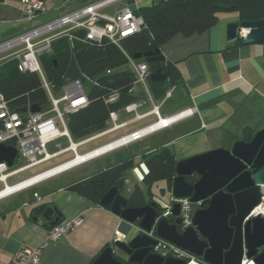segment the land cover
Masks as SVG:
<instances>
[{
	"label": "crops",
	"instance_id": "1",
	"mask_svg": "<svg viewBox=\"0 0 264 264\" xmlns=\"http://www.w3.org/2000/svg\"><path fill=\"white\" fill-rule=\"evenodd\" d=\"M99 1L101 0H49L47 11L39 15L35 22L30 23L21 14L20 0H2L0 2V43L43 22ZM160 1L163 0H119L105 6L99 12L113 16L124 8L135 12ZM234 21H238L236 14H221L217 24L208 31L190 37L175 35L163 44L160 48L161 54L165 61L174 65L181 77V82L169 89L170 97L164 96L162 100L153 97L147 83L148 93L143 87L147 100L143 99L145 104L137 110V114L144 117L136 119L135 113H131L133 114L131 118L121 120L122 113L125 112L120 111L118 122H125L126 125L90 141H86L88 138L82 140L86 141L83 144L85 145L105 137L115 136L81 154L155 123L158 118L148 114L153 106L159 105L160 120H167L186 110H192V114L140 140L117 146L76 167L100 161L96 165V171L86 173L89 175L63 182L56 181L58 177L69 172L67 171L43 180L24 191L0 199V264H13L12 256L15 252L21 248L39 247L46 241L48 230L53 225L78 216L82 217V224L57 242L49 243L40 255L39 264H91L105 247L113 244L116 231L124 234L127 241L137 235L138 228L137 225L129 224L114 215L110 209L95 205L79 195L70 188L73 184L117 162L133 158L134 167L126 173L124 188L120 193L127 199L136 185L143 191L146 189L147 192V188L141 184L145 171L143 156H148L161 147H167L176 160L181 161L177 158L176 150H183L185 152L183 156L187 159L217 148L230 149L233 143L239 140L246 127L256 131L264 128L262 122L264 119V45H236L235 40L227 41L226 25ZM9 54L0 55V65L8 60L5 57ZM174 97H177L179 101L166 106L167 101ZM139 99L142 100V98ZM245 119L255 125L242 127L239 134L235 136L238 125ZM106 128H108L107 125ZM168 132L170 133L163 140H151L161 133ZM136 143L142 145L137 151V154L141 155L135 156L128 153L127 157H121L123 155L119 154L112 159L108 157ZM133 183V188L130 189ZM40 185L43 186L37 188ZM125 190L128 196L123 195ZM162 193L167 194V202L160 203V200L151 193L153 200L162 206L173 204L174 198L171 196V191L167 189V183ZM35 194L37 197H34ZM38 206H43L40 212L35 211ZM46 208L55 210L50 220L42 216ZM55 219L58 222L53 223Z\"/></svg>",
	"mask_w": 264,
	"mask_h": 264
},
{
	"label": "trees",
	"instance_id": "2",
	"mask_svg": "<svg viewBox=\"0 0 264 264\" xmlns=\"http://www.w3.org/2000/svg\"><path fill=\"white\" fill-rule=\"evenodd\" d=\"M134 13L143 19L144 25L138 33L122 39L120 47L107 39H102L100 43H90L78 40L69 42L67 38H59L51 43L50 53L39 56L46 81L56 89L69 80L90 79L94 82L87 92L88 104L68 116L67 129L75 143L105 130L111 112L121 111L141 100L132 92L133 73L120 70L127 65V56L160 50L175 35L190 37L202 34L217 24L221 14H236L238 22L264 21V0H163ZM76 35L83 36L85 33L78 32ZM242 40L238 36L236 45H241ZM107 70L114 71L106 74ZM158 70L165 76V80L151 82L148 76L147 83L152 96L162 100L171 87L181 82V77L174 65L165 60L148 64L149 74ZM0 92L9 108L18 113L34 105L43 110L49 103L40 76L32 72H19L14 60L0 65ZM112 94L117 95L116 100L107 103L106 100ZM255 132V129L246 127L239 140L248 142ZM143 157L145 171L141 184L147 188V192L144 193L136 185L127 198V207L149 204L153 200L149 189L159 181H165L170 191L171 181L176 176L178 161L169 148L161 147ZM133 167V158L122 160L70 188L98 205L101 197L112 187L122 192L126 173ZM187 180L193 183L197 177H189ZM191 207L192 210L196 209L195 205ZM42 208L38 206L35 211L40 212ZM167 219L172 221L170 216Z\"/></svg>",
	"mask_w": 264,
	"mask_h": 264
},
{
	"label": "water",
	"instance_id": "3",
	"mask_svg": "<svg viewBox=\"0 0 264 264\" xmlns=\"http://www.w3.org/2000/svg\"><path fill=\"white\" fill-rule=\"evenodd\" d=\"M238 36L243 38V45H264V21L227 23L226 40L234 41ZM132 59H144L147 64L165 60L160 50L135 54ZM149 80L159 82L165 76L158 70L149 74ZM28 110L37 113L40 108L34 105ZM16 155L14 147L0 145V162L12 167ZM193 176L197 180L191 183L187 178ZM170 191L173 198L196 206L189 226H183L178 202L171 206L170 222L159 202L127 207V199L115 187L109 189L98 205L129 224L138 221V233L127 241H114L91 264H185L154 252L156 238L191 253L204 264H241L243 259L264 264V217L248 218L261 203L264 191V128L248 142L235 141L230 149L217 148L178 161ZM54 213V209L46 208L42 216L50 220Z\"/></svg>",
	"mask_w": 264,
	"mask_h": 264
},
{
	"label": "built area",
	"instance_id": "4",
	"mask_svg": "<svg viewBox=\"0 0 264 264\" xmlns=\"http://www.w3.org/2000/svg\"><path fill=\"white\" fill-rule=\"evenodd\" d=\"M48 1L49 0H20V11L23 18L30 23L35 22L39 15L47 11ZM118 1L119 0H101L83 6L55 19L43 22L22 34L0 43V55L10 53L5 58L8 59L7 61H16L19 72H32L40 76L43 88L49 99L48 105L43 110L40 109L37 113H31L28 110L29 108L26 109V112L18 113L9 108L4 95L0 92V145L14 147L17 151L16 158L25 161V164L17 168H14L16 158L14 159L12 167H8L5 162H0V183L3 185L2 188L6 187L7 181L10 178L47 163L68 152L73 154V157L68 161L75 160L78 157L77 149L86 141L116 131L126 125L125 122H118L120 111L111 112L109 114V120L106 123L108 128L88 138L86 141L79 143L73 142L67 129L68 116L84 108L88 104L87 93L82 87V83L87 79L69 80L60 88L56 89L53 84L46 81L39 64V56L50 53L51 43L59 38H67L69 42L78 40L80 42L90 43H100L102 39H107L113 45L120 47V41L122 39L138 33L144 25L143 19L140 16H136L129 8H124L113 16H107L99 12L105 6ZM78 32H84L85 35L77 36L76 33ZM242 35L243 33H241V36ZM127 60V66H129L128 70L134 75V86L140 84L148 93L146 87L147 77L149 76L148 64L145 61L133 60L132 57L129 56H127ZM113 71L114 70H107L106 74H112ZM60 89H62L63 94L60 97H56L53 94V90L57 92ZM116 96V94L110 95L106 102H114ZM168 97H170V92L165 94V98ZM144 104L145 102L142 99L124 107L121 111L128 114L135 113V118L140 119L144 117V115H138L137 110ZM158 108L159 105L153 106L152 110L148 113L158 118L155 123L122 136L95 150L81 154L90 157L85 161H81L78 164L66 168L59 174L70 171L83 162L113 150L117 146L140 140L192 114V110H186L167 120H160ZM59 125L62 127V130H59ZM60 138H65L69 142L68 146L62 148L60 144H55L57 151L48 153L47 146ZM102 149L104 150L97 152V150ZM65 162H67V160ZM34 197H37V195L35 194ZM174 202H178L182 206L181 218L183 219V226H189L190 215L192 213L191 206L185 199L174 198L173 203ZM171 206L172 204L163 205V207H165L163 216L170 215ZM257 216L264 217V191L261 203L252 210L248 218ZM81 224L82 217L78 216L64 223L53 225L48 230L47 239L42 245L36 248H21L12 256V263L39 264L40 255L49 243L57 242L60 238L74 231ZM149 236L154 237L152 234H149ZM156 239L158 245L154 247V252L158 253L163 259L172 258L182 260L185 264H204L201 259L195 257L191 253L164 240ZM115 241H125L124 234L116 231ZM241 264H254V262L252 260L243 259Z\"/></svg>",
	"mask_w": 264,
	"mask_h": 264
},
{
	"label": "rangeland",
	"instance_id": "5",
	"mask_svg": "<svg viewBox=\"0 0 264 264\" xmlns=\"http://www.w3.org/2000/svg\"><path fill=\"white\" fill-rule=\"evenodd\" d=\"M128 69H129V66H127V65H125V66L120 68V70H128ZM146 85H147V82H146ZM92 86H93V82L90 79H87V80H85L82 83V87H83V89H84V91L86 93L91 89ZM177 93H178V90H177ZM53 94L56 97H60L63 94V91H62V89L58 90L57 92H55L53 90ZM133 94L135 96H138L139 98L147 100V94L144 91L143 86H141L140 84H136L134 86V93ZM178 101H179V99L177 97H174L173 99L167 101L166 106L172 105V104H174V103H176ZM132 116H133V114L122 113L121 120H127V119L131 118ZM245 120H247V121L244 122ZM245 120L242 121L238 125L237 133L235 134V136H237L239 134V132L241 131L242 127L248 126V125L249 126H254L255 125V123L249 122L248 119H245ZM58 128H59V130H62V127L60 125L58 126ZM169 133L170 132L161 133V134L155 136L151 140H155V139L156 140H163L166 137V135L168 136ZM113 137H115V136H109V137L102 138V139H100L98 141H95V142L87 143V144L79 147L77 149V153L79 155H81V153H83V152H85V151H87L89 149H92V148H94V147H96V146H98V145L110 140ZM190 140H193V139H190ZM55 144H60L62 148H65V147L68 146L69 142L65 138H60V139L56 140L55 142H53V143H51V144H49L47 146L48 153H53V152L57 151V148L55 147ZM183 144H187V143H183ZM141 147H142L141 144L136 143V144H133V145L127 147V148H123L121 150H118L115 153L109 155L108 157L112 159L113 156H115L117 154L123 155L121 157H127L126 155L128 153H131L130 155H135V156L136 155H141V154H137L138 153L137 151ZM176 151H178L177 152V158L178 159H181V160L185 159L184 156H183L185 152L183 150H176ZM72 157H73V154L71 152L66 153V154H64V155H62V156H60V157H58L56 159H53V160H51V161H49V162H47L45 164L39 165V166H37L35 168H32L30 170H27V171H25L23 173H20V174H18L16 176L10 178L7 181V184L8 185H12L14 183L20 182V181H22L24 179H27V178H29V177L37 174V173L45 171V170H47V169H49V168H51V167H53L55 165L64 163L66 160L68 161ZM98 162H100V161L91 162V163H88V164H86L84 166H81V167H78L76 169H73V170L63 174L62 176L58 177L56 179V181L63 182V181H67V180H70V179H78V178L82 177V175H89L90 173L96 171L95 169L97 167L96 165H98ZM23 164H25L24 160H21V159L19 160V158H16V160L14 162V168H17L18 166H21ZM86 173H89V174H86ZM127 176L129 177V175H127ZM129 179H130V177H129ZM133 185H134V183L129 188L132 189ZM42 186L43 185L37 186V188H41ZM2 187H3V185L0 183V190L2 189ZM165 188H166L165 181H159V182L155 183L154 185H152L151 188H150L151 193H153L160 200L159 201L160 203L168 201L167 194L162 193V190L165 189ZM144 193H146V189L144 190ZM123 195L128 196L127 190H125L123 192ZM115 250H116L117 254L124 256V254L122 252H120L118 249H115Z\"/></svg>",
	"mask_w": 264,
	"mask_h": 264
},
{
	"label": "bare ground",
	"instance_id": "6",
	"mask_svg": "<svg viewBox=\"0 0 264 264\" xmlns=\"http://www.w3.org/2000/svg\"><path fill=\"white\" fill-rule=\"evenodd\" d=\"M102 150H97V152L103 151ZM78 157L75 160L72 161H67L58 165H55L45 171H42L40 173H37L27 179H24L20 182L14 183L12 185H6L5 188H2L0 190V198L5 197L7 195H10L12 193H17L21 190L30 188L40 182H42L43 180H46L50 177H53L57 174H59L60 172H62L63 170H65L66 168H69L70 166H73L75 164L80 163L81 161H85L87 160L90 156H83V155H77Z\"/></svg>",
	"mask_w": 264,
	"mask_h": 264
}]
</instances>
